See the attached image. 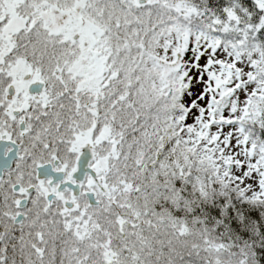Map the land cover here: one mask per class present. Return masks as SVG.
I'll use <instances>...</instances> for the list:
<instances>
[{"label": "snow or ice", "instance_id": "6c2138e0", "mask_svg": "<svg viewBox=\"0 0 264 264\" xmlns=\"http://www.w3.org/2000/svg\"><path fill=\"white\" fill-rule=\"evenodd\" d=\"M199 15L190 0H0V264L179 259L166 237L187 226L166 225L153 207L159 178L194 177L191 192L203 195L197 154L214 164L219 139L207 131L214 116L200 130L183 127L186 80L203 78L187 65L206 67L213 105L243 69L258 87L249 85L242 118L264 114L260 61L251 70L225 62L228 35L209 59L208 41L193 36ZM194 48L204 53L196 61ZM204 244L212 264L233 255Z\"/></svg>", "mask_w": 264, "mask_h": 264}, {"label": "trees", "instance_id": "16d2710c", "mask_svg": "<svg viewBox=\"0 0 264 264\" xmlns=\"http://www.w3.org/2000/svg\"><path fill=\"white\" fill-rule=\"evenodd\" d=\"M190 3L200 13L196 17L193 36H202L208 41L211 56L219 47L216 45V41L225 35L231 36L232 39L224 44L222 55L231 57L234 61H241L240 57L242 56L249 59L251 57L248 55L249 53L264 52V0H190ZM229 12H232L238 19L232 20L228 16ZM193 51L196 55L204 54L196 48ZM207 51L206 47L205 52ZM185 90L184 94H186ZM209 95L208 92L204 94L205 110L210 111L213 107L212 117L214 116L216 121L223 124L224 119L222 120L221 117L225 111H229L233 99L229 96L224 99L222 104L213 105L211 100L209 102L207 100ZM181 99L183 100V95ZM241 124L243 125L242 132L239 133L241 138L244 136L246 142L252 145L250 149L244 151V154L248 156L249 164L246 163L247 161L244 163L249 167H254L259 158L264 159V114L257 118L243 119ZM202 125L198 126L199 130ZM229 140V137L225 140L218 139L212 145L215 149L213 154L219 152V155L214 156L215 175L209 177L208 180H216L217 177H221L232 186V191L227 195L221 193L210 203L203 202L191 210L183 207L188 201L181 199L178 201L179 207L177 208V204L173 203L174 199L171 198L172 195L178 193L180 197L188 196L192 193L191 188L195 184V178L189 177L187 180L178 182L179 177H173L171 174L161 175L153 207L162 215L166 211L174 210L175 207L181 215L187 212L190 217H198L206 228L211 230L213 243L225 244L233 255L240 254L243 249H248L251 251L253 264H264V205L261 204L264 202V189L258 190L257 194L248 197L241 191L239 182L234 183L232 174L227 178L220 173L218 165L224 153L222 145H227ZM220 142L221 144H218ZM173 159L175 157H171L169 163ZM239 165L242 166L243 162ZM259 166L264 167V163H259ZM223 167V171L229 173L228 168L224 165ZM253 167L245 170L243 177L247 175L248 171L251 173L250 177L255 179L257 173L251 172ZM177 182L181 188L188 191L186 194L178 191ZM195 195H199V193ZM166 238L171 239L177 252L181 253L175 264H212L211 257L206 250L192 249L182 252L170 233Z\"/></svg>", "mask_w": 264, "mask_h": 264}, {"label": "rangeland", "instance_id": "374dc122", "mask_svg": "<svg viewBox=\"0 0 264 264\" xmlns=\"http://www.w3.org/2000/svg\"><path fill=\"white\" fill-rule=\"evenodd\" d=\"M192 54L194 61L198 59L197 57L198 55L200 56V54L196 55L195 52L193 51ZM213 58L214 56L209 55V59H213ZM223 58L225 62H228L229 64L233 62V63H237L238 65H245L249 68V70H251V59L253 58L258 60L260 56L258 52H255L252 54V56L249 59H245L244 56L240 57V59L242 58V60L239 62H235L231 57L223 56ZM200 63L203 65L205 61L201 60ZM187 71H189L190 73L192 71L199 72L200 76L203 78L193 82L191 77L189 76L186 80V83L189 85V87L185 88L186 89L185 93L187 94V96L192 97V102H193V103L185 104L187 105V110H189L190 108L189 112L191 111L190 116L188 115L187 117V123L183 125L184 128L186 129L188 127H193V125L196 124L200 116L201 117L205 116V112H206L204 108L205 102H201L197 100L198 97L197 94H199L203 89L204 81H205L204 78L207 76L205 66L197 67L195 63L188 64ZM253 71L255 72V70ZM241 73L242 74L239 79H235L234 77L235 83L232 86L235 89L231 95L234 102L232 103V106L230 104V109L229 111H227L228 115L223 116L224 118H226L225 122L229 126H224V128L222 127L220 130L215 132V135L218 136L220 139H224L229 136L231 138V140L229 141L230 143L227 146L222 145L224 153L218 165L220 173H222L227 178H229V176L232 174V179L234 180V183L239 182L241 191L246 196L250 197L251 195L257 194L258 190L264 189V167L261 168V166H259V163H264V159L259 158L258 161L255 162L254 167L253 166L249 167L248 165L249 160L247 161L248 156L244 154L245 151L244 148L240 147L241 144L242 145L244 144L240 142V137L237 135V133H239L238 131H236L237 127H235L236 130L233 129L234 125H237L236 120L238 121L242 117V108L247 105V100L251 97V92L249 91V85L250 84L253 85V90H255V88L258 87V81H248L246 79L247 73H243V69H241ZM240 92L244 93L243 100L241 99V96L239 94ZM233 107L236 108L235 112L233 111ZM238 113H240V115H238ZM230 117L232 118L231 120H229ZM189 118H191V120ZM229 121H231V123H229ZM211 135L209 138H211ZM257 154L259 155V153ZM218 155L219 152L218 153L215 152L213 154V156H218ZM241 162H246L248 164L244 163L242 166H240L239 164H241ZM223 165L226 167L230 166L229 173L223 171L224 170ZM252 167L253 170L251 172H256L257 177L255 179L251 178L250 177L251 173H248V171H247V175L243 177L244 171Z\"/></svg>", "mask_w": 264, "mask_h": 264}, {"label": "clouds", "instance_id": "9594fccd", "mask_svg": "<svg viewBox=\"0 0 264 264\" xmlns=\"http://www.w3.org/2000/svg\"><path fill=\"white\" fill-rule=\"evenodd\" d=\"M258 61H260L259 68L264 69V60H261L259 58ZM258 75H264V73H258ZM258 106L260 112L264 113V103H259ZM197 155L199 158H204V163L197 165L199 171L194 172V175H198L201 179V182L204 183V194L195 195L194 193H190L186 197H180L178 193H174L171 197L176 201H179L181 199L187 200L188 203L183 207L188 210L200 206V204L203 202L210 203L221 193L227 195L230 191H232V186L229 183L225 182L221 177H217L216 180H208L209 177L215 175L214 164L206 159V157L208 156L207 153L201 151ZM175 158H180L179 150ZM206 180H208V182H206ZM261 204L264 205V202H261ZM163 217L166 225L175 224L177 229H179V227L182 225L187 226V231L182 236L177 235L169 227V233L179 244V249L182 252L192 249H205L206 246L204 244V240L207 239L209 241H212L213 239L211 230L207 229L204 223L200 221L198 217H190L187 212L181 215L177 212V208L174 207V210L170 212L166 211ZM208 253L211 259L215 258V253ZM241 262H243V264H253L250 250L243 249L241 250L240 254L229 256L226 260L222 261V264H241Z\"/></svg>", "mask_w": 264, "mask_h": 264}]
</instances>
